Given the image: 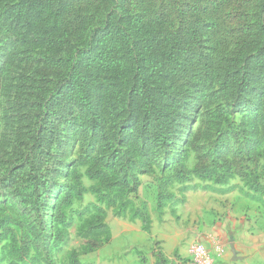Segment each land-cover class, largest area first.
Masks as SVG:
<instances>
[{
	"label": "rangeland",
	"instance_id": "obj_1",
	"mask_svg": "<svg viewBox=\"0 0 264 264\" xmlns=\"http://www.w3.org/2000/svg\"><path fill=\"white\" fill-rule=\"evenodd\" d=\"M235 212L264 229V0H0V264H191Z\"/></svg>",
	"mask_w": 264,
	"mask_h": 264
},
{
	"label": "crops",
	"instance_id": "obj_2",
	"mask_svg": "<svg viewBox=\"0 0 264 264\" xmlns=\"http://www.w3.org/2000/svg\"><path fill=\"white\" fill-rule=\"evenodd\" d=\"M250 217L248 213L239 212L224 216L215 226L203 232L197 242L209 250L216 245L223 248V253L216 258L215 264H264V229ZM123 248H117L113 244L110 249L117 255ZM129 249L131 256L127 260L117 259L111 264H140L133 254L134 244ZM97 264H103V260H99Z\"/></svg>",
	"mask_w": 264,
	"mask_h": 264
},
{
	"label": "trees",
	"instance_id": "obj_3",
	"mask_svg": "<svg viewBox=\"0 0 264 264\" xmlns=\"http://www.w3.org/2000/svg\"><path fill=\"white\" fill-rule=\"evenodd\" d=\"M212 23L216 24L217 22L214 21ZM185 29L186 28H184V30ZM190 29L191 28H189V31H190ZM182 30H183V28H182ZM179 32L180 31H177L176 33H179ZM176 39H177L178 45L181 48L185 46L186 48L192 49V47L188 46V44L185 42L186 39L185 38L183 39L182 34H180V35L176 34ZM211 66H212V64L210 63V65L208 64L207 68L209 70H212ZM215 74L218 75V73H216V71H215ZM225 164L227 165V170H226V174H224V176H220L218 170H214L213 168L210 169L209 166H207L205 164L204 160H201L199 163H197L195 165V167L193 169H190V170L186 166H182V168H181L182 172L181 173L184 174V175H192L194 177H202V178L215 177L218 182L225 180L227 176L232 175V174H237V175H240L241 177L242 176L243 177L246 176L244 174V169L241 167L238 159L235 158L231 163L226 162ZM120 185L123 188L127 187L126 183H121ZM72 198H73V196L69 193L64 201L65 202L69 201ZM63 203L64 202H61L60 205H62ZM99 229L104 231L106 229V227L104 225H101L99 227ZM100 244H102V242H100L98 240L92 241L91 244H90L89 252H92L95 249H97L100 246ZM30 246H31V243L29 242V240L25 239V242L22 243V247H21L22 248V252H23V256H26L28 254Z\"/></svg>",
	"mask_w": 264,
	"mask_h": 264
},
{
	"label": "built area",
	"instance_id": "obj_4",
	"mask_svg": "<svg viewBox=\"0 0 264 264\" xmlns=\"http://www.w3.org/2000/svg\"><path fill=\"white\" fill-rule=\"evenodd\" d=\"M223 253V248L216 245L209 250L200 242H195L190 249V263L191 264H215L216 258Z\"/></svg>",
	"mask_w": 264,
	"mask_h": 264
}]
</instances>
